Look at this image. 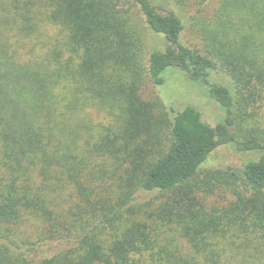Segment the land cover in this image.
<instances>
[{"label": "trees", "instance_id": "obj_1", "mask_svg": "<svg viewBox=\"0 0 264 264\" xmlns=\"http://www.w3.org/2000/svg\"><path fill=\"white\" fill-rule=\"evenodd\" d=\"M216 1L198 51L153 0H0V264H264V128L231 132L264 94V0ZM169 69L223 121L144 100ZM221 146L257 158L203 170Z\"/></svg>", "mask_w": 264, "mask_h": 264}, {"label": "rangeland", "instance_id": "obj_2", "mask_svg": "<svg viewBox=\"0 0 264 264\" xmlns=\"http://www.w3.org/2000/svg\"><path fill=\"white\" fill-rule=\"evenodd\" d=\"M7 1V0H5ZM154 4L175 12L185 26L181 36V42L198 51L202 49V42L195 30L192 28L193 19L198 16H210L217 6L216 0H190L186 6L178 7L168 0H153ZM128 18L133 24L142 25L143 16L139 13L137 7L127 8ZM146 41L155 45L157 49L163 48L164 44L161 38L146 35ZM158 39V42L156 43ZM160 41V42H159ZM148 44V45H149ZM164 84L154 87L149 82L141 92L144 100L160 99L163 105L170 109L180 112L187 107L194 108L201 115L202 121L210 127H214L224 119V111L210 98L207 88L203 85L189 81L185 75L177 70L169 69L162 74ZM213 80L232 88L229 79L225 76L215 75ZM260 97H255L254 101L247 105L237 104L234 117L235 126L231 128L238 140L248 137L258 127L264 128V94L259 93ZM96 119V115H94ZM255 153L241 152L232 146H221L214 150L202 165L203 170L241 168L247 160L255 159ZM228 196L216 192L208 199L210 204H223L228 200Z\"/></svg>", "mask_w": 264, "mask_h": 264}]
</instances>
